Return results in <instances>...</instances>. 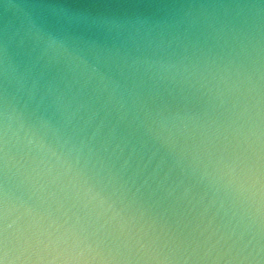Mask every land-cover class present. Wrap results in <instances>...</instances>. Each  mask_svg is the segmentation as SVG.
<instances>
[{"label":"water","instance_id":"obj_1","mask_svg":"<svg viewBox=\"0 0 264 264\" xmlns=\"http://www.w3.org/2000/svg\"><path fill=\"white\" fill-rule=\"evenodd\" d=\"M0 264H264V0H0Z\"/></svg>","mask_w":264,"mask_h":264}]
</instances>
